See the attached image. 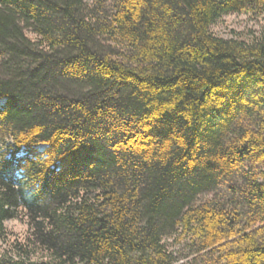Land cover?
<instances>
[{
    "label": "trees",
    "instance_id": "1",
    "mask_svg": "<svg viewBox=\"0 0 264 264\" xmlns=\"http://www.w3.org/2000/svg\"><path fill=\"white\" fill-rule=\"evenodd\" d=\"M231 14L264 0H0V240L23 208L42 264H264V25Z\"/></svg>",
    "mask_w": 264,
    "mask_h": 264
},
{
    "label": "rangeland",
    "instance_id": "2",
    "mask_svg": "<svg viewBox=\"0 0 264 264\" xmlns=\"http://www.w3.org/2000/svg\"><path fill=\"white\" fill-rule=\"evenodd\" d=\"M264 25L263 18H256L251 15L231 14L225 15L213 27L212 31L220 38L224 39H244L251 41L253 37L259 36ZM27 35L36 40V36L27 32ZM2 102H0L1 104ZM43 149L42 146L39 147ZM1 153V147H0ZM6 236L0 240V253H9L18 257L19 247H31L34 256L32 261L42 264L45 261V253L36 244L34 237V225L28 212L21 208L18 210L17 217L5 222ZM18 246V247H17ZM178 257L181 259L178 264H187L193 259L192 248L187 243L174 248Z\"/></svg>",
    "mask_w": 264,
    "mask_h": 264
}]
</instances>
